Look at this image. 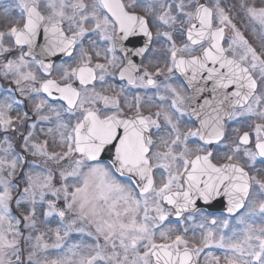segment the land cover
<instances>
[{
  "label": "snow or ice",
  "instance_id": "obj_1",
  "mask_svg": "<svg viewBox=\"0 0 264 264\" xmlns=\"http://www.w3.org/2000/svg\"><path fill=\"white\" fill-rule=\"evenodd\" d=\"M0 264H264V0H0Z\"/></svg>",
  "mask_w": 264,
  "mask_h": 264
}]
</instances>
